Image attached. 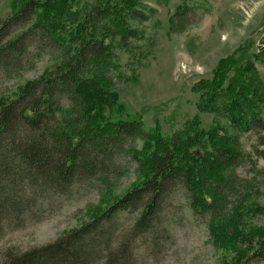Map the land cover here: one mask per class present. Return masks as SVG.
Returning a JSON list of instances; mask_svg holds the SVG:
<instances>
[{"label": "trees", "instance_id": "1", "mask_svg": "<svg viewBox=\"0 0 264 264\" xmlns=\"http://www.w3.org/2000/svg\"><path fill=\"white\" fill-rule=\"evenodd\" d=\"M163 1L15 0L0 18V239L89 191L99 198L80 225L8 248L0 264H143L141 249L157 262L183 213L206 225L220 264L264 261V224L254 223L264 206L251 201L259 182L238 174L251 158L242 133L257 134L253 151L264 159V38L257 47L247 39L194 82L199 111L215 116L208 128L196 115L170 135L158 119L147 129L145 112L125 113L117 83L139 78L151 51L135 23ZM198 10L182 5L173 31L185 32ZM43 57L55 63L42 75L4 86ZM132 170L142 180L116 196Z\"/></svg>", "mask_w": 264, "mask_h": 264}, {"label": "rangeland", "instance_id": "2", "mask_svg": "<svg viewBox=\"0 0 264 264\" xmlns=\"http://www.w3.org/2000/svg\"><path fill=\"white\" fill-rule=\"evenodd\" d=\"M14 2L4 0L0 3V18L13 11ZM149 4L157 13L148 21L135 25L145 31L151 52L144 60L136 81L117 83L125 113L145 112L147 129L153 127L158 119L165 135H170L196 115L201 118L202 126L208 128L215 116L199 111V96L192 90V86L200 78L211 77L218 61L234 52L247 39L253 40L255 47L262 44L264 0H168ZM187 4L199 8L196 21L185 32H174L172 23L176 11ZM123 55L125 62L127 54ZM54 63L53 59L43 57L20 78L10 80L4 86L13 88L27 79L39 77ZM257 67L264 78L263 64L257 62ZM257 142L256 133L241 134V148L245 155L251 157V163L241 167L238 174L257 178L259 195L253 196L251 201L264 206V159L254 154ZM141 180L142 176L132 170L115 195L120 196ZM97 200L96 192L89 191L77 201L67 203L54 216L36 224L6 231L0 239V255L8 248L24 251L54 241L65 231L80 225L87 218L84 215L87 204ZM181 219V225L176 227L175 243L164 259L157 262L148 260L141 249V263L220 264L219 251L211 243L206 225L185 213ZM169 223L165 221L166 225ZM254 223L264 224V216L257 214ZM255 264H264V261Z\"/></svg>", "mask_w": 264, "mask_h": 264}]
</instances>
